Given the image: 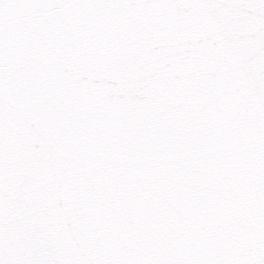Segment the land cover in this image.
Wrapping results in <instances>:
<instances>
[{"label": "snow or ice", "instance_id": "obj_1", "mask_svg": "<svg viewBox=\"0 0 264 264\" xmlns=\"http://www.w3.org/2000/svg\"><path fill=\"white\" fill-rule=\"evenodd\" d=\"M0 264H264V0H0Z\"/></svg>", "mask_w": 264, "mask_h": 264}]
</instances>
